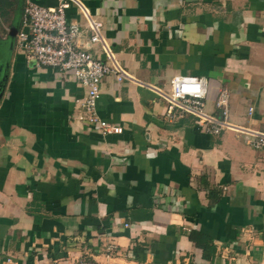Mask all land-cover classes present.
Masks as SVG:
<instances>
[{
    "label": "crops",
    "instance_id": "0c3cea01",
    "mask_svg": "<svg viewBox=\"0 0 264 264\" xmlns=\"http://www.w3.org/2000/svg\"><path fill=\"white\" fill-rule=\"evenodd\" d=\"M79 1L132 78L105 76L96 105L122 132L80 122L72 74L13 49L0 98V264H264V149L239 130L264 132V0ZM66 14L79 47L104 61L80 9ZM175 75L206 77L210 114L227 89L233 127L210 134L190 115L167 117L155 90Z\"/></svg>",
    "mask_w": 264,
    "mask_h": 264
},
{
    "label": "built area",
    "instance_id": "2783aa9c",
    "mask_svg": "<svg viewBox=\"0 0 264 264\" xmlns=\"http://www.w3.org/2000/svg\"><path fill=\"white\" fill-rule=\"evenodd\" d=\"M76 5L91 31L89 42L101 45L104 61L94 58L77 44L80 26L76 20L67 17V10ZM15 51L21 52L27 63L33 67L49 68L60 73H71L84 90L78 99L77 119L99 133L119 134L122 127L99 118L96 112L102 79L112 75L120 81H131L130 75L115 61L102 36V23L93 19L79 0H57L54 6H45L25 0L19 28L14 39ZM163 100L166 116L171 118L177 111L190 115L206 133L218 134L220 130L233 127L228 121L229 93L220 88L214 100L217 114L205 110L208 96V82L204 76L175 75L170 88L164 91L156 88ZM249 108V113L251 112ZM247 135V144L255 149H264V132L240 128Z\"/></svg>",
    "mask_w": 264,
    "mask_h": 264
},
{
    "label": "water",
    "instance_id": "95a60500",
    "mask_svg": "<svg viewBox=\"0 0 264 264\" xmlns=\"http://www.w3.org/2000/svg\"><path fill=\"white\" fill-rule=\"evenodd\" d=\"M21 10H22V7H21ZM21 14H22V11H21ZM19 23H20V19H15L14 21H12V23L8 27L7 40H6L8 55H7L6 60L3 63V66L0 69V98L3 94L4 87L7 81V70H8L9 58H10L11 52L13 51L14 39H15L16 32L19 28Z\"/></svg>",
    "mask_w": 264,
    "mask_h": 264
},
{
    "label": "rangeland",
    "instance_id": "374dc122",
    "mask_svg": "<svg viewBox=\"0 0 264 264\" xmlns=\"http://www.w3.org/2000/svg\"><path fill=\"white\" fill-rule=\"evenodd\" d=\"M9 2V0H6ZM13 20L11 13H9V8L7 2L5 0H0V42L2 43V46H4L7 41L5 37L8 32V25ZM7 48V47H6ZM6 48L3 50V52H0V65L2 62V65L4 63V53L6 51ZM0 66V69L2 67Z\"/></svg>",
    "mask_w": 264,
    "mask_h": 264
},
{
    "label": "trees",
    "instance_id": "16d2710c",
    "mask_svg": "<svg viewBox=\"0 0 264 264\" xmlns=\"http://www.w3.org/2000/svg\"><path fill=\"white\" fill-rule=\"evenodd\" d=\"M5 2H7V4H8L9 13H11V15H14V12L16 10V8L14 6L15 0H9V2L5 0ZM23 5H24V3H23ZM22 8H23V6H22Z\"/></svg>",
    "mask_w": 264,
    "mask_h": 264
},
{
    "label": "flooded vegetation",
    "instance_id": "af4514ba",
    "mask_svg": "<svg viewBox=\"0 0 264 264\" xmlns=\"http://www.w3.org/2000/svg\"><path fill=\"white\" fill-rule=\"evenodd\" d=\"M5 46H2V43L0 42V52H3Z\"/></svg>",
    "mask_w": 264,
    "mask_h": 264
}]
</instances>
